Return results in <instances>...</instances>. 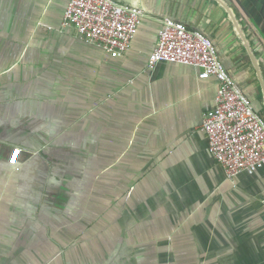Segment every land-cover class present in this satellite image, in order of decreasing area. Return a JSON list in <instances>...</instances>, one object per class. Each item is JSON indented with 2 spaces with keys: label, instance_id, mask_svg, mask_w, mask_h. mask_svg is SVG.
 Wrapping results in <instances>:
<instances>
[{
  "label": "crops",
  "instance_id": "obj_1",
  "mask_svg": "<svg viewBox=\"0 0 264 264\" xmlns=\"http://www.w3.org/2000/svg\"><path fill=\"white\" fill-rule=\"evenodd\" d=\"M114 1L145 14L121 57L68 0H0V264H264V167L228 179L201 128L216 79L148 63L180 21L264 119V0Z\"/></svg>",
  "mask_w": 264,
  "mask_h": 264
},
{
  "label": "built area",
  "instance_id": "obj_2",
  "mask_svg": "<svg viewBox=\"0 0 264 264\" xmlns=\"http://www.w3.org/2000/svg\"><path fill=\"white\" fill-rule=\"evenodd\" d=\"M135 5L114 0H68L62 25L73 26L80 40L96 44L116 57L128 49L144 18ZM159 61L198 68L217 81L214 107L203 115L201 128L208 149L226 177L233 180L241 170L264 167V119L245 92L227 73L213 41L180 21L164 18L157 32L149 65ZM20 149L14 148L9 161L15 163Z\"/></svg>",
  "mask_w": 264,
  "mask_h": 264
}]
</instances>
